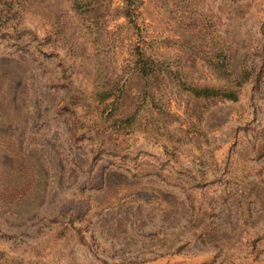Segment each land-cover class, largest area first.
Listing matches in <instances>:
<instances>
[{
  "label": "rangeland",
  "instance_id": "rangeland-1",
  "mask_svg": "<svg viewBox=\"0 0 264 264\" xmlns=\"http://www.w3.org/2000/svg\"><path fill=\"white\" fill-rule=\"evenodd\" d=\"M98 2L0 0V264H264V0Z\"/></svg>",
  "mask_w": 264,
  "mask_h": 264
},
{
  "label": "trees",
  "instance_id": "trees-1",
  "mask_svg": "<svg viewBox=\"0 0 264 264\" xmlns=\"http://www.w3.org/2000/svg\"><path fill=\"white\" fill-rule=\"evenodd\" d=\"M126 1L129 2V8H130L131 6L130 1L133 0H126ZM98 3H99L98 0H71V4L74 5L73 6L74 8L82 9L86 11L87 14L91 13L94 10L95 5H97ZM131 16H133L132 13ZM137 53H138L137 63L139 65L140 71L143 72L145 75L149 74L151 69L153 68L152 66L153 63L144 56L143 50L139 44L137 48ZM226 70L228 69L226 68ZM250 74H252L251 70L247 67L244 68L241 72H239V75H237L239 76V78L236 80L235 85L228 88L215 87V86L188 85L185 83H183L182 88L188 89L193 94L194 97L199 99H204L206 101H211V100L217 101L223 99L236 100L239 97L240 87L242 86L243 82L247 80ZM105 95H106L105 93L101 95L100 97L101 101H103L106 98ZM121 120L127 122V119L121 118ZM115 123H117V119L115 120Z\"/></svg>",
  "mask_w": 264,
  "mask_h": 264
}]
</instances>
